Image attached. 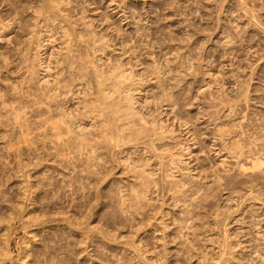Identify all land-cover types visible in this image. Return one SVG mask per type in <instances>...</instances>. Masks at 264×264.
I'll use <instances>...</instances> for the list:
<instances>
[{"label": "rangeland", "instance_id": "rangeland-1", "mask_svg": "<svg viewBox=\"0 0 264 264\" xmlns=\"http://www.w3.org/2000/svg\"><path fill=\"white\" fill-rule=\"evenodd\" d=\"M0 1L4 2V0ZM20 1L9 0L7 3L0 2V14H4L2 16L0 15V18H2L0 21H7L6 24L0 23L6 26L8 24L7 27L11 28L9 29L3 25L6 29L5 31L3 26L0 25V28L2 27L1 30L4 29L0 31V33L3 34H1L2 36L0 35V50H2V53L10 55V59L5 55L6 58H3V61L1 56L4 57V54L2 55V53H0L1 60L3 61H0V64H2L0 66V69H2L0 70V84L3 87L2 88L0 85V89L2 92L5 89L3 93L0 92V96L7 93L8 95L3 96V99L7 96H9L7 97L8 99H12L10 103L6 98V100L4 99V101H2L3 99L1 100L0 97L2 101H0V104L2 106L6 101L7 104H11L10 106H7V104L4 105L6 108L3 107V109L0 107V110L4 112H2V115H6L5 113L7 112L5 111H8L6 117H4V115L2 116L0 112V129L2 132L3 129L5 130L4 134L0 133V140L3 139L0 141V264H40L42 262L50 264L52 260L54 264H196L199 259H206L209 261V264H262V261L253 253V250L257 246L258 248H264V204H262V198H264L263 178L257 179L258 185L256 186V188L261 191L260 196L262 198L257 200L248 198L241 201L242 203H239V206H236L238 201L235 199H228L232 194L223 193V191L217 192L216 195L209 200V208H211H205V210L209 209V211L212 210L214 213L216 211L218 214L215 216V221L225 224H218L216 222L215 228L212 226L202 227L199 225H201L200 223L206 218L200 219L201 221L196 220V223L199 224H195V227L189 230L187 237L181 236V233L178 231V225L173 223L174 214H178V210L169 206L166 202L162 203L161 199H154L152 200L151 209H158L154 214V216L156 215L155 222H152V219H154V216H152L150 220L152 223L142 226L135 234V238L132 234V232L137 229L134 221H129L126 226H123L118 219L114 217L116 209L114 186H116L117 182H120V180L130 179V175L123 173L121 170L122 167L116 166L117 163L115 160L112 161V163H108L109 167L103 166L99 173H90L85 170L84 164L80 161H78V163L73 159H66L67 157L65 158V156L61 155L65 158L63 159L60 155L57 157V155L53 153L52 150L55 149L56 142H52L54 137L50 138L51 129L49 123L57 116L49 118L44 110L38 108L37 100L41 94V88L38 89V87H40L38 85L40 84L39 81H41L40 79L42 77L44 78H42L43 80L47 79L46 75L48 74V70L45 71V66L47 67L46 64L49 62L47 60L51 58L52 61H54L55 56L53 58V56L51 57L49 55L52 49L48 47V50L45 49L43 52H40L42 57L38 56V53L36 55L38 56L37 58L34 48V52L31 50V53H29L31 54L29 56L30 59L27 58L25 61L27 62L29 60L28 64L25 63V65H29V62L31 63V58H37L34 61L36 62V60L38 61L39 59V62H34L36 65L33 66H36L37 69L35 70L39 71L36 72L32 64L30 65L31 71H27V73L30 71L29 74L31 77L25 73V69H27L26 66H24L25 71L23 68L22 71H20L21 66L18 63L19 56L16 55L18 51H15L14 48L17 49L19 45L18 41L21 42L24 37L23 33H26L24 29L27 28L28 23L33 21L32 14L34 11L31 12L33 9L32 6L34 5V8H36L40 0ZM89 1L93 3L88 7H97V9H93L91 12L88 11L87 13L91 17L96 18L95 22L98 25V30L101 29L104 31L107 28V22L103 18L105 14L111 18V20H108V22L111 23L108 25L110 26L108 32L113 36L118 33L123 36V32L134 30L133 28H137L138 26L141 31L146 32L147 30L145 28H147L155 37L161 38V47H155L153 49L157 56H161L163 51L170 49V47L174 48L180 45V52L182 54L185 53L186 55L187 52L190 51L191 55L194 57V70L196 74L185 76V79L179 87H182L181 91L183 92V97L190 96V89L193 86V90L199 91L196 102L198 104L195 103L193 108L200 107L201 110H204L206 106L209 105V97L213 94L225 92L226 95L233 96L235 93H238V88L242 86L244 90H247H245L247 93L245 94L246 96L241 97L240 101L237 103L238 115L246 114V117L250 120L248 122L251 123H248V127L259 124L261 127L263 126L264 129V0H244V7H249L250 9H247L249 11L248 14H246L248 15L247 17H245L246 15L243 13L242 8L239 7V5L237 6L236 0H135V2L131 0L136 11V17L134 19H131V17L124 19L122 10L116 8L117 2H111V0ZM73 2L74 3H72V0H69V7L68 4H66V6L70 11L76 13L75 10H80L84 4H82L80 0H73ZM30 3L34 4L32 5ZM148 6H150V8ZM30 7H32V9ZM4 8L8 10V12L11 10L10 8H15L16 10L14 9L15 12L11 10L12 12L10 11L11 13H8ZM19 9L21 11H19ZM22 11L24 15H22ZM251 12L254 18H251ZM126 13H128V10H126ZM5 16L9 19L10 23L15 19L16 21H13L12 24L16 26L14 25V27L10 24L13 26L11 27ZM24 16L25 18H23ZM121 17L122 21L119 22ZM248 17L252 19V22L258 23V31L256 29L257 33L252 30L251 25H246L247 21H249L247 20ZM128 22H130V24H126ZM237 24H239L238 29L235 27ZM21 26H23L24 29ZM16 27L17 30H15ZM6 33L8 35H6ZM231 34L234 36V42L232 44L227 43V38L230 37ZM5 35V38L9 39L8 43L10 44L6 42L7 39L5 40ZM9 36H11V38ZM19 36L22 38L19 39ZM172 36H176L173 41L169 39ZM43 37L44 36H42V39H44ZM12 38L15 39L10 42ZM167 39L168 41H166ZM3 40H5L7 44L4 43ZM11 43L15 45L13 46V50L9 51L8 49L12 46ZM4 44H6V47ZM8 45L9 47H7ZM1 46H4L6 51H9L10 54ZM163 46L165 47L164 50ZM55 47H58V44L57 46L55 45ZM3 50L5 52H3ZM11 52L14 56L11 55ZM47 54L48 56H46ZM166 56L165 59L167 58L169 65L173 67L174 54H167ZM11 57H13L12 60ZM7 58L12 61V64L15 63L18 58L16 63L20 67L17 68L18 66L16 63L13 64L15 67L11 66L12 64ZM162 58H164L163 55ZM6 59L9 61V66L6 65ZM40 60L42 64H40ZM37 63L39 65H37ZM3 65H6L7 68L5 66L3 68ZM41 65L45 69H43V67L40 68L39 66ZM52 65L55 66L54 62H52ZM52 65L51 67H53ZM8 67L10 68L8 69ZM5 68L7 70V76ZM10 69L12 70L10 71ZM14 69H20L18 70L20 76H15V74L14 76L13 74L11 75V72L15 71ZM54 70L55 67H53L52 73L49 69V77L54 75ZM18 71H15L16 74ZM44 71L47 73L46 75ZM23 72L26 75V79L28 77H30V79L33 77L35 80L39 79V83L32 78L30 81L36 83L30 82L33 87L32 85L29 86V79L26 80L24 78V80L23 77H21H25V75H22L24 74ZM40 74L43 75H41V78ZM10 75L13 77L11 78ZM1 77L3 78L2 81L4 84L1 81ZM6 77H8L7 80L9 79V81H5ZM13 78H15V80ZM193 78L195 79L194 82L189 84L191 80L193 81ZM10 79L18 81H16V83L12 80L14 82V84H12L13 82ZM20 79L21 81H19ZM23 80L25 83L27 81L28 85H25ZM15 83L17 87L19 86L18 88L22 87L26 91L21 88L18 89L19 91L21 90V93L19 92L20 94H17L18 90L15 88ZM20 84H24L25 86L21 85L20 87ZM9 85H14V87L12 86L13 88H11ZM27 88L32 90L35 89L38 92L35 90H33L35 93H33L32 90H30L32 91L30 92ZM25 92L28 94L26 93V95ZM29 92L35 94L37 97L34 98L35 96ZM22 93L25 95H23L24 97ZM19 95L22 97H19ZM14 97L19 98L17 100ZM25 97L27 98L25 99ZM19 99L22 101H19ZM35 99L36 101H34ZM23 103L27 105L25 106ZM69 103H72V101H69ZM12 104H14V107H16V104L17 108L14 109ZM11 107L15 112L17 109L20 111L17 110L20 113L18 117L17 114H13L15 112H9L12 110ZM30 107H34V109ZM195 108L190 110L186 109V111H189L190 114H194L197 111ZM33 110L36 113H34ZM9 113H12L10 115H12L11 118L13 119L10 118ZM39 114L40 116L44 115L43 117L47 116L43 118L40 117ZM14 116L20 119L21 122L17 120L20 124L23 123L22 119H24L26 124L24 123L23 125L26 127H22V129ZM3 117L5 119H2ZM47 117L49 119H47ZM37 118L38 120L41 118L43 119L37 121ZM6 120H14L16 122H11L9 124L6 123ZM201 120L202 119H200V121ZM46 121L49 123L47 122V124ZM225 121L231 124L229 120ZM12 123H16L17 126L14 124V127ZM1 125H3V127ZM6 125L8 127L10 125V128L8 129ZM47 126V131L48 129L49 131L46 134ZM202 126H204L203 122L198 125V128H202ZM19 128L21 131H19ZM22 132L23 134H21ZM7 134L9 135L6 137V140L5 136ZM22 135L25 138L29 136V141L26 139V141H24ZM37 136L40 140L37 139ZM39 136L45 137L43 138V140H46H44V144L43 142L39 143L43 141ZM186 137V135L181 134L178 140L185 142L183 140H185ZM209 142L208 139L206 140V138H203L201 144L208 146ZM258 142L264 143V136ZM4 144L6 145L4 146ZM195 146H198V144ZM3 147L5 148L4 150H2ZM37 147L39 151H37ZM40 147H42V149ZM10 148L11 151L8 150ZM38 152L40 154H38ZM196 152L198 151L195 149L190 154L191 156L185 155L183 157L188 163L186 167L189 169L197 165V161L192 160ZM45 153H47V156ZM38 155L41 158H39ZM35 158H37L38 161ZM35 160L37 162H35ZM34 162L39 165H35ZM20 163L21 165L25 164L22 166L23 168L18 166ZM26 169L28 171H25ZM250 170L251 168L249 167L247 171ZM196 171L197 169H193L192 173ZM26 173L28 174L26 175ZM86 175L89 176L87 177ZM247 188V183L239 184L238 189L240 190V195L245 196ZM236 195L237 194L233 193V198H237L238 196L236 197ZM170 211L171 213L167 214V212ZM12 213L13 216L11 215ZM216 213L212 216L216 215ZM258 218L263 219L261 224H259L260 226L257 224L255 225V221H257ZM211 219L213 220L212 217ZM163 220L168 223V227L164 228L161 226ZM158 223L159 225H157ZM206 229L208 230L206 231ZM225 229H227L228 238L224 235ZM5 232L6 235L4 236ZM137 236L143 237V242L138 245L140 252L136 250L140 253L138 256L135 255L137 252L133 253V243L131 244L133 239L137 240ZM225 240L228 241L230 245H235L238 241H245L246 243L242 242V244L235 247L229 245L223 257L219 258L218 247L222 242H225ZM136 243H138V241H136ZM3 249L6 250L4 251ZM206 260L203 264H206Z\"/></svg>", "mask_w": 264, "mask_h": 264}, {"label": "bare ground", "instance_id": "bare-ground-1", "mask_svg": "<svg viewBox=\"0 0 264 264\" xmlns=\"http://www.w3.org/2000/svg\"><path fill=\"white\" fill-rule=\"evenodd\" d=\"M7 1L9 0H4V2L6 3ZM80 1L84 5H82V8H80V10L77 11L76 9V13H73L69 10V0H40L38 6L36 5V8H34V3H30L33 5L32 7L34 9L33 10L32 7H30L32 9L31 12L34 11L32 14L33 21L31 23H28V26L26 25L27 30L24 29L23 26H21L24 31H26V33H23V38L20 37L22 33L21 35L19 34V39L22 38V41L20 40L21 42H19L17 40L19 45L17 47L16 42L17 49L14 48L15 51H18L16 55L19 56V61L18 58L17 61L21 66V70H18L22 71V68L24 70V66H26L27 69H25V73H27L28 70L31 71L30 65H36L34 64V60L37 59L38 56L42 57V55H40V52H43V50L47 49L48 47H51L52 49L50 50L49 55L51 57L53 56V58L55 56L54 61H52V59L48 57L50 59L47 60L49 61L46 64L47 67L45 66V71L48 70V74L49 69L50 71H52L53 67H55L54 75H52V77H49L50 75H48L44 71V74H47V77L45 76L47 79L43 80L44 78H41V75L43 73L40 74V80L43 81H39L40 84H38L40 86L38 87V89L41 88V94L37 100V106H39L38 108L40 110H44L49 118L57 116L54 117V120L52 119L51 122L49 120L50 123L46 121V123L48 122L50 124V138L54 137L52 139V142H56V147L52 150L53 153L57 155V157H59L60 155L61 158L65 156V158L67 157L66 159H73L77 162L80 161L84 164L85 170L90 173H99L100 170H102L103 166L109 167L108 163H112V161L115 160L117 163L116 166H121L122 172L130 175V179L120 180V182H117L116 186H114V193L116 194V209L114 212V217L118 219V221L123 226H126L129 221H134L137 228L135 229V231H133L134 233L132 232L134 237L142 226L151 224L155 220L156 215L154 216V214L156 213V211H158V209H151V204L153 203L152 200L154 199H161L162 203L166 202L169 206H172L178 210L179 213L174 214L175 216L173 218V223L178 225V231L181 233V236L186 237L189 234V230L194 228L195 224H197L196 220L199 221L200 219L206 218L202 221V223H200L201 225L199 226H212L213 228H215V223H218V221H215V216H217L218 213H216L215 211L216 215L212 216L215 213L214 211L212 212V210L209 211V209L211 208H209V200L210 198L215 196L217 192L223 191V193L232 194V196L230 195L228 199H235L236 201H238L237 203L235 202L236 206H239V203H242L241 201L248 198H252L255 200L261 199V191L258 190L256 186L258 185V178H263L264 180V143L258 142L264 136V129L263 126L261 127V125L259 124L255 126L251 125V127H248V123H250L248 121L250 120L246 117V114L238 115L239 112H237V103L240 101L241 97L246 96L245 94L247 93V90L245 89V91L244 87L241 86L238 88V93H235L233 96H228V94L226 95L225 92H223L225 94L220 92L218 94H213L209 97V105L206 106V109L201 110L200 107H194L195 109H197L196 113L190 114L189 111H186V109H194L193 105H195V103L197 102L199 91L193 90V86L190 89V96L183 97V92L181 91L182 87H179L185 79V76H192L196 74L194 70V57L191 55L190 51L187 52L186 55L185 53L182 54L180 52L181 45H176L177 47H170V49L163 51V54L161 53L164 58H162V55L157 56L155 50L153 49L155 47H161V38L155 37L154 34L147 28H145L147 30L146 32L141 31L138 26L137 28H133L134 30L123 32V36H121L119 33L113 36L108 32L110 28V26L108 25L111 24L110 22H108V20H111V18H109V16H106L105 14L103 18L107 22V28L104 31H102L101 29L98 30V25L95 22L96 18L91 17L87 13L88 11L91 12V10L93 9H97V7H88L89 5H91V3H93L89 0ZM111 2H117L116 8L122 10L124 19H127L129 17H131V19H134L136 17V11L131 0H111ZM72 3H74L73 0ZM8 4L7 6L9 7ZM66 4H68V7L66 6ZM236 4L237 6L239 5V7L242 8L245 15L248 14V10L250 9L249 7H244V0H236ZM148 7L150 8V6ZM10 9L14 12L16 9L18 11L17 6L16 9ZM20 9L19 11H21ZM126 10H128V13H126ZM6 11L8 12V10ZM10 11L8 13L12 12ZM0 15L2 16L4 14ZM15 15L17 16L16 13ZM22 15H24V12ZM247 16L248 15H246L245 17ZM250 16L251 18H254L253 13ZM23 18H25V16ZM247 20L246 25H251L252 30L257 33L258 23L252 22V19H249V17L247 18ZM13 21L16 20L14 19ZM121 21L122 17L119 19V22ZM1 23L6 24L7 21L3 22L2 20ZM1 23L0 25H2ZM8 23L9 25L12 24L9 22V19ZM126 24H130V22ZM12 25L14 26L15 24ZM235 27L236 29H238L239 24H237ZM1 28L0 31H3L5 29L4 28L3 30H1ZM15 30H17V27L15 28ZM1 34L2 33H0V35ZM6 35L8 34L6 33ZM6 35L4 36V38L6 37ZM41 35L44 36V39H42ZM9 37L11 38V36ZM175 37L172 36L169 39L173 41ZM15 38H12L10 42H12ZM6 39L7 38H5V40ZM179 39L181 40L180 37ZM233 39L234 36L233 34H231V36L227 38V43L232 44L234 42ZM5 40H3L4 43L9 42V39H7L6 42ZM166 41H168V39ZM6 44H4L5 47ZM57 44L58 47H55V45L57 46ZM14 45L15 44L13 43L11 48L8 50L12 51ZM1 47L3 48L4 46ZM5 47L3 49H5L6 51ZM7 47H9V45ZM34 48V51L36 53H34L35 56L38 53L39 55L36 56L37 58H31V63L29 62V65H25V63L28 64L29 60L27 62L25 61L31 55L29 54L31 53L30 51L32 50V52H34ZM164 48L165 47L163 46V50ZM5 51L3 50V52ZM9 51L6 52L10 54ZM0 53H2V50H0ZM3 54L4 53H2V55ZM167 54H174L173 67L169 65L167 58L165 59V57H167ZM5 55L6 54H4V57L1 56L2 59L6 58L7 56L8 58L10 57V55H6V57ZM46 56H48V54ZM1 57L0 61H2ZM12 58L13 57H11V60ZM8 60L6 64L7 66H9L8 62L10 61ZM10 62L12 64V61ZM36 62H39V59L38 61L36 60ZM52 62H54L55 66L52 65ZM13 64L11 66H13ZM40 64H42L41 60ZM1 65L2 64H0V66ZM6 65H3L2 67L4 68V66L6 67ZM37 65L39 64L37 63ZM51 65L53 67H51ZM20 66H18L17 68H19ZM27 66L29 67V69ZM13 67H15V65ZM33 67H35L34 70L37 69L36 66ZM39 67L42 68L43 66L41 65ZM9 68L10 67H8V69ZM45 68L43 67V69ZM139 68H141L142 70ZM12 69H10V71ZM10 71L8 70L9 73ZM15 71L11 72V75L13 74L14 76L15 74V76H20V74H18L19 71L17 72V74ZM5 73L7 76V70ZM25 73L22 75H25ZM29 73L27 74L31 77ZM11 75L10 77L12 78L13 76ZM8 77H6L5 81H9V79L7 80ZM21 77H23V79H26V75L25 77ZM30 77L27 78L29 79V84L30 82H32L30 80L33 78L32 77L30 79ZM2 79L3 78L1 77V81ZM13 79L15 80V78ZM194 80L195 79L193 78V81L191 80L189 84L194 82ZM19 81H21V79ZM14 82L12 84H14ZM16 83L15 86L17 85ZM32 83L36 82L33 81ZM26 84L27 81L25 85ZM21 85L23 86L24 84H20V87ZM31 85L32 84H30L29 86ZM12 86L14 87V85ZM12 86L11 88H13ZM18 87L16 86L15 88L17 90L22 88ZM28 88L27 90H32ZM4 91L5 89L3 90V92ZM20 91L18 90V93H16L20 94ZM35 91H33V93H35ZM0 92H2L1 89ZM26 93L27 92H25V94ZM6 95L8 94H2V96H0L1 100L3 99V96ZM23 95L24 94L22 93V96ZM33 95L35 96V94ZM22 96L19 95V97ZM7 97H4V99L6 98L8 102L11 103L12 99L10 100ZM36 97L37 96H35L34 98ZM18 98L15 99L18 100ZM26 98L27 97H25V99ZM4 99L2 101H4ZM20 99L19 101H22ZM34 101H36V99ZM69 101H72V103H69ZM4 103V105H6L7 101ZM4 105H1L0 107L2 109L3 107L6 108V106ZM10 105L9 103L7 104V106ZM12 105L14 109L17 108L16 104V107H14V104ZM24 105L26 106L27 104ZM13 108L9 112H15ZM32 108L34 109V107ZM17 110L13 114H17L18 117L20 111L18 110V112ZM0 112L2 115L3 111L0 110ZM5 112L8 113V111ZM33 112L36 113L34 110ZM7 113H5L6 115L3 114L4 117L7 116ZM12 113H9V115ZM4 117L2 119H5ZM11 117L12 115H10V118ZM17 117L15 118L16 121H20V119H17ZM43 118L39 120L37 118V121H40ZM49 118L47 117V119ZM200 119L202 120L200 121ZM10 120H6V123L10 124L11 122H16L14 120ZM225 120H229L231 124H228L229 122H226ZM19 121H17V123ZM22 121L23 123L20 124V121L18 125H20L21 128L26 127L23 125L24 123L26 124V121L24 119H22ZM202 122L204 123V126H202V128H198V125ZM12 124L14 126V124L16 123ZM1 126L3 127V125ZM15 126H17V124ZM48 126L46 127V134L49 131V129L47 131ZM7 128L9 129L10 125L9 127L7 126ZM4 131L5 130L3 129V132L1 130L0 133L4 134ZM19 131H21L20 128ZM28 132L30 133V131ZM21 134H23V132ZM181 134L187 136L185 140H183L185 142H181L178 140ZM8 135L9 134L3 136H5L6 139ZM28 137H24V141H29ZM39 137H41L42 140L43 138H45L42 136ZM203 138H206V140L208 139L210 141L208 143V146L201 144ZM37 139L40 140L38 136ZM44 140L39 143L43 142L44 144ZM196 144H198V146H195ZM5 145L6 144H4V146ZM42 147L40 148L42 149ZM4 149L5 148L3 147L2 150ZM195 149L198 152L193 155L194 157L192 158V160H196L197 165L196 167L189 169L188 167H186L188 163L184 160L183 157L185 155L191 156L190 154ZM8 150L11 151V148ZM37 151H39L38 147ZM38 154L40 153L38 152ZM45 154L47 156V153ZM37 158L35 159L37 160ZM39 158L41 157L39 156ZM36 160L35 162L38 161ZM23 165H21L20 163L18 166L22 167ZM249 167L251 168V170L247 171ZM193 169H197V171L195 173H192ZM25 171L28 170L26 169ZM27 174L28 173H26V175ZM90 177L92 178V175ZM262 182L264 188V181ZM243 183H247L248 186L245 196L240 195V190L238 189L239 184ZM233 193L237 194L236 197H238L233 198ZM262 199V204H264V198ZM205 208L209 209L205 210ZM169 213H171V211L167 212V214ZM11 215L13 216V213ZM152 216H154V219H152ZM211 217L215 222L211 219ZM151 219L152 222L150 221ZM262 221L263 219L258 218L257 221H255V225L261 224ZM161 224V226L164 228L168 227V223H166L164 220ZM218 224L225 223L220 222ZM157 225H159V223ZM207 230L208 229H206V231ZM5 235L6 232L4 236ZM224 235L226 236V238L229 237L227 235V229L224 230ZM136 241H138V243H136ZM142 242L143 237L137 236V240H132L131 244L133 243L134 248L133 253L137 252L136 250L139 251L138 245H140V243ZM242 242L246 243L245 241H238L235 245H230V243L225 240V242H222L218 247V257H223L226 248L229 245L231 247H235L239 244H242ZM253 253H255V255H257V257H259L262 261V264H264V248H258L257 246L254 248ZM139 254L140 253L137 252L135 255L138 256ZM205 260L206 259H199L196 264H203ZM40 264L46 263L42 262ZM50 264H54L53 260ZM206 264H209L208 260H206Z\"/></svg>", "mask_w": 264, "mask_h": 264}]
</instances>
